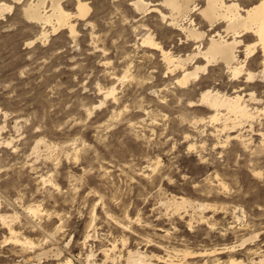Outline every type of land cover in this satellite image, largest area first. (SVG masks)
Listing matches in <instances>:
<instances>
[{
	"label": "rangeland",
	"instance_id": "rangeland-1",
	"mask_svg": "<svg viewBox=\"0 0 264 264\" xmlns=\"http://www.w3.org/2000/svg\"><path fill=\"white\" fill-rule=\"evenodd\" d=\"M29 1L0 0L11 6L0 14V215L6 217V223L0 218V264H61L66 257L84 264L89 249L100 260L101 248L113 243L122 257L108 264H124L127 249L177 259L156 264H261L259 46L246 62L255 78L233 79L216 63L183 86L164 72L159 51L141 41L150 33L175 56L194 50L195 41L169 23L164 0H145L144 12L135 9V0H84V17L76 14L75 0H62L75 32L61 27L45 41L38 36L50 25L25 15ZM256 1L234 0L242 7ZM194 4L201 7L204 0ZM43 6L49 12L50 1ZM189 17L210 32L197 9ZM215 28L222 31L224 22ZM240 38L242 58L256 36ZM111 85L114 94L104 98ZM207 88L245 99L253 91L252 117L225 120L221 109V118L211 120L213 111L198 101ZM39 138L48 148L40 142L37 152ZM180 196L207 204L203 218L190 206L177 213L167 205ZM184 250L193 252L186 261ZM42 251L47 256L26 260Z\"/></svg>",
	"mask_w": 264,
	"mask_h": 264
},
{
	"label": "bare ground",
	"instance_id": "bare-ground-1",
	"mask_svg": "<svg viewBox=\"0 0 264 264\" xmlns=\"http://www.w3.org/2000/svg\"><path fill=\"white\" fill-rule=\"evenodd\" d=\"M49 1V12L46 10H42L45 0H31L26 3L25 8L23 7L24 13L28 18H30L31 20L35 19L39 21V23L41 22L42 25H50V30L45 29L44 26H42L38 37L45 41L49 36V32L55 33L61 27H66L70 34H74V23L71 21L72 13L63 9V6L61 4L62 0ZM75 1V8L77 9L76 14L80 17L86 16L89 11V5L87 4V2L84 0ZM163 2L164 5L169 8V15L167 17L169 23L182 31L186 37H189L195 41L196 45L194 50L187 53L185 56H175L169 49L163 48L162 45L159 44V42L154 40L150 33H147L145 36H143L141 41L150 49H155L157 52L159 51L161 59L165 64L166 70L164 69V72H167V74L170 75H174V77L171 76V78H175V82L177 84L184 86L188 83L190 78L196 79L200 71L205 72L208 69L209 65H213L216 63H222L224 66L223 70H225L226 74H228L227 76H230L233 79H238L240 75L244 74L246 80H251L258 75L257 73L246 67V62L257 45L261 49L262 54H264V0H257L255 3L251 4L248 7H242L237 2H234V0H204V5L198 8H196L194 0H164ZM4 5L2 3L0 5V14L4 8L8 9L11 7L10 5ZM133 5L139 12H144L149 9V2L145 0H135L133 1ZM154 9L158 10L161 15V19L166 18V14H164L160 9H158L157 7H155ZM193 9H197L202 17L206 20V22L208 23L207 30H210V32L199 29L195 26L193 20L189 17V14L193 11ZM185 19L188 20V23L184 24V22L182 23L181 20ZM219 21L224 22V28L222 29V31L215 28V24ZM248 32H252L256 36V41H254L253 43L245 44L244 48L242 49L243 57L239 58L237 56V51L239 45L242 42V39L240 37ZM204 39L205 42L203 41ZM199 57L203 58L202 63H197V59ZM259 73L261 77H264V67H262ZM125 76L126 73H124L123 77ZM114 91L115 87L111 85L104 92V98H107L108 95H113ZM253 95L254 92L251 91L248 93V98L245 99L243 97L244 95L236 91H234L232 94H227L221 93L218 90L214 91L213 89L207 88L201 91L198 101L200 102L199 104L202 103L213 111L210 117L211 120H218L221 118V109H224L226 111V114H228V116L225 117V120L228 119L229 116H233L234 120H238L252 117V112L249 108L248 100L255 99V96ZM40 142H43L44 145L47 146L46 148H48L46 140H44L43 138H39L35 142L33 150L38 149V144ZM43 143H41V145ZM167 205L172 206L174 211H176L177 213H180L181 211L179 210L186 206H190L193 209H198L199 218H203L202 212L205 208L208 207V205L205 203H194L183 196H180L178 198L172 197L171 200L167 201ZM28 209L33 213H36L39 210L38 207L31 206H29ZM0 218L3 223H6L5 216L0 215ZM9 230L12 231V228L10 226ZM115 247L116 245L113 243L110 247L101 248L100 252L102 253V258L100 260L96 259L94 251L92 249H89V251H87V253L85 254V257L83 258L84 264H108L109 262L115 263L116 260L122 257V254L120 252L116 254L114 250ZM224 248H228V246H225ZM59 249H56V252H54L57 257L60 255ZM208 253L206 252V254ZM44 254H46V251H42L35 256L27 255L26 260H40L42 255ZM192 254L193 252L184 250L182 252L183 256H181V259L186 261V257ZM45 256H47V254ZM168 257H170V255H168ZM176 260H174L173 258H164L155 254H148L143 250L140 251L139 249H127L124 256V264H156L154 263V261L166 263V261L177 262ZM260 263L264 264V257L260 259ZM61 264L76 263H74V261L70 257H66L65 260L61 262ZM189 264L197 263L190 262ZM215 264L219 263L217 262ZM226 264H235V259L228 260Z\"/></svg>",
	"mask_w": 264,
	"mask_h": 264
}]
</instances>
